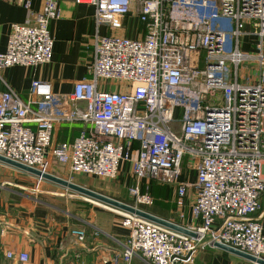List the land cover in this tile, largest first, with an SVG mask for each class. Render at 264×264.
Here are the masks:
<instances>
[{
  "label": "built area",
  "instance_id": "built-area-1",
  "mask_svg": "<svg viewBox=\"0 0 264 264\" xmlns=\"http://www.w3.org/2000/svg\"><path fill=\"white\" fill-rule=\"evenodd\" d=\"M8 1L24 7L27 17L10 24L0 68L48 62L57 1L45 0L37 12L31 0ZM75 2L94 6L95 22L111 28L122 27L134 2L143 36L96 35L91 77L76 82L69 95L42 81L26 100L0 91V155L41 172H49L54 159L74 174L109 180L128 163L135 182L127 193L138 208L153 204L143 179L176 186L182 201L190 184L176 180L188 157L196 174L197 223L188 228L194 235L121 211L128 230L122 259L139 254L149 264H192L199 250L218 242L264 260L263 227L254 217L264 196V0ZM245 25L255 38L249 52L241 50ZM243 62L254 66L250 83L238 79ZM108 80L122 86L110 90ZM61 121L88 127L71 143L53 145V126ZM70 234L85 238L82 229ZM6 257L28 259L24 252Z\"/></svg>",
  "mask_w": 264,
  "mask_h": 264
},
{
  "label": "crops",
  "instance_id": "crops-1",
  "mask_svg": "<svg viewBox=\"0 0 264 264\" xmlns=\"http://www.w3.org/2000/svg\"><path fill=\"white\" fill-rule=\"evenodd\" d=\"M56 1L59 15L49 23L53 38L50 60L33 66L0 68V91L10 89L26 100L32 85L42 81L50 84L52 92L69 95L76 82L91 77L89 67L96 35L143 36V24L137 17L134 2L131 13L123 18L122 27L111 28L95 22V9L90 4L76 3L75 0ZM44 3L45 0H31V11H41ZM26 17L27 11L21 5L0 0V53L5 51L10 24L22 23ZM104 85L118 91L122 83L105 82ZM25 125L35 126L31 121ZM87 127V124L78 121L58 122L53 126L51 143H71ZM49 173L125 203H133L127 188L134 184L135 179L128 163L122 165L115 179L91 176L97 181L94 185L73 179L68 164L54 159L50 161ZM195 176L192 160L185 157L176 180L177 183L190 184L182 201L178 199L176 186L141 180V188H148L153 204L140 207L186 228L194 226L197 221L192 205L196 194L191 184ZM69 191L49 180L38 181L37 176L0 161V264H149L139 254L129 262L122 259L121 252L128 233L121 225L122 210L85 196L72 195ZM260 206L254 217L261 222L264 233V196L260 197ZM71 229L84 230L85 238L77 240L70 234ZM7 252L15 255L24 252L28 259H10L6 257ZM192 264L256 263L213 247L199 250Z\"/></svg>",
  "mask_w": 264,
  "mask_h": 264
},
{
  "label": "water",
  "instance_id": "water-1",
  "mask_svg": "<svg viewBox=\"0 0 264 264\" xmlns=\"http://www.w3.org/2000/svg\"><path fill=\"white\" fill-rule=\"evenodd\" d=\"M0 161L5 163V164L11 165L15 168H18L24 172L33 174V175L37 176L38 178L49 180V181H52L56 184H59V185L65 187L66 189L77 192V193H79V194H81V195H83V196H85L91 200L98 201L100 203H103L105 205L120 209V210L127 212V213L135 214V215L140 216L144 219H147V220H150L154 223H157L163 227L172 229L174 231L183 233L185 235H188V236L194 235V233L191 230H189L188 228H186L184 226H181L179 224H176V223L171 222L169 220H166L164 218L158 217V216L151 214V213H149V212H147L141 208L135 207L129 203H125L123 201L117 200L115 198H112L110 196H107L105 194L97 192L95 190H92L90 188L81 186V185L74 183L70 180L58 177V176L51 174L49 172H41L35 168H32V167L26 166L24 164H21L19 162L10 160V159L2 156V155H0ZM214 246L217 248H220L226 252H229L231 254L240 256V257H242L246 260H249L251 262H254L256 264H264L263 259L256 258V257H254V256H252L246 252L237 250V249L232 248L230 246H227V245H224V244H221L218 242H215Z\"/></svg>",
  "mask_w": 264,
  "mask_h": 264
},
{
  "label": "rangeland",
  "instance_id": "rangeland-1",
  "mask_svg": "<svg viewBox=\"0 0 264 264\" xmlns=\"http://www.w3.org/2000/svg\"><path fill=\"white\" fill-rule=\"evenodd\" d=\"M249 31H250V27L247 25H245L244 28L242 29V32L244 33V35L241 37V50L243 52L251 51L255 44V38L252 35H247ZM254 76H255V70H254L253 64L248 63V62L241 63V65L239 66V72H238L239 81L241 83H250L253 81ZM107 82L114 83V82H119V81L108 80ZM71 177L87 185H90V184L94 185L95 182L97 183L96 179L91 178V176L89 175H83V174L77 175V174L71 173ZM67 180L69 179L67 178ZM69 192H71L72 195H77L82 198H85L83 195L81 196L79 193H76L74 191H69Z\"/></svg>",
  "mask_w": 264,
  "mask_h": 264
},
{
  "label": "trees",
  "instance_id": "trees-1",
  "mask_svg": "<svg viewBox=\"0 0 264 264\" xmlns=\"http://www.w3.org/2000/svg\"><path fill=\"white\" fill-rule=\"evenodd\" d=\"M137 147H138V143L137 142H134L133 148L136 149Z\"/></svg>",
  "mask_w": 264,
  "mask_h": 264
},
{
  "label": "bare ground",
  "instance_id": "bare-ground-1",
  "mask_svg": "<svg viewBox=\"0 0 264 264\" xmlns=\"http://www.w3.org/2000/svg\"><path fill=\"white\" fill-rule=\"evenodd\" d=\"M77 196V195H76ZM82 196V195H81ZM80 197V196H79Z\"/></svg>",
  "mask_w": 264,
  "mask_h": 264
}]
</instances>
